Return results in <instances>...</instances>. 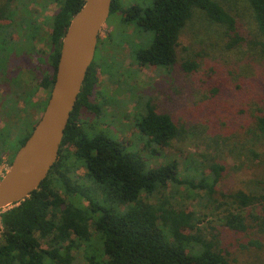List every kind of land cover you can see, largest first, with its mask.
<instances>
[{
    "label": "trees",
    "instance_id": "1",
    "mask_svg": "<svg viewBox=\"0 0 264 264\" xmlns=\"http://www.w3.org/2000/svg\"><path fill=\"white\" fill-rule=\"evenodd\" d=\"M0 1V120H19V126L14 123L19 132L15 142L18 150L36 123L27 121V115L21 117L15 106L21 99L29 101V109L35 105L23 84L22 69L17 67L18 59L27 55L7 38L1 23L2 18L13 19L19 9L11 7L14 0L4 4V0ZM56 1L60 7L52 17L51 53L46 59L37 57L38 62L43 59L45 63L41 64L52 66L53 70L50 74H40V68L35 71L38 86L48 92L55 80L62 38L85 0ZM249 1L264 38V0ZM120 9L119 0H113L111 14ZM196 11L204 12L209 20L237 35L235 18L215 0H152L146 7L137 5L123 10L125 22L136 23L152 34L146 47L135 50L136 61L165 68L176 65L181 32ZM238 41L239 38L234 40ZM235 45L231 43L229 47ZM95 57L98 62L100 56L96 53ZM113 61L101 62L103 72L111 71ZM95 62L87 72L49 175L25 200L0 210V264H233L230 255L218 249L215 237L204 233L200 227L202 218L193 211L176 208L164 190L169 185H187L190 191L197 190L201 205L211 208L213 214L222 211L220 220L225 227L245 231L250 227L247 217L264 227V178L250 181L254 189L218 193L216 186L225 167L217 161L209 163L206 174L191 159L189 168L194 174L182 179L175 159L149 166L147 159L112 136L104 132L90 134L80 123L79 111L99 114L101 110L94 101ZM198 66L195 60L182 63L188 73ZM144 100H140L144 114L139 129L149 138L148 147L155 156L159 147H169L187 131L179 127L172 114L159 112L150 99ZM263 146L264 109L256 115L255 125L222 139V150L244 164L263 162ZM77 163L87 169L86 187L72 179ZM154 195L156 202L149 201ZM75 199L87 200L88 207L83 208ZM249 208L255 212L245 214ZM42 241H46V249ZM82 246L85 263L78 262L73 254Z\"/></svg>",
    "mask_w": 264,
    "mask_h": 264
},
{
    "label": "rangeland",
    "instance_id": "2",
    "mask_svg": "<svg viewBox=\"0 0 264 264\" xmlns=\"http://www.w3.org/2000/svg\"><path fill=\"white\" fill-rule=\"evenodd\" d=\"M215 1L235 18L237 35L209 20L204 12L196 11L181 32L176 65L165 68L140 65L136 61L135 50L146 47L152 34L123 19V10L137 5L146 7L152 0H119L121 9L110 14L99 34L96 53L100 60L95 62L96 57L93 60L97 69L94 101L100 113L80 109L79 118L90 134L104 132L112 136L147 159L149 166L167 159L177 160L182 179L192 178L194 174L189 168L191 159H195L200 171L206 174L211 161L221 163L225 170L216 188L218 193H228L254 189L250 181L264 178V161L244 164L222 150L223 137L237 135L255 125L256 115L262 114L264 109V38L249 0ZM11 3L12 8L16 6L19 10L13 19L2 18L1 23L7 38L16 42L27 55L18 59L17 67L22 69L23 84L35 105L29 109L26 105L29 101L21 99L15 109L21 117L27 115L26 120L35 124L50 96V92L38 86L35 71L40 68V74L52 73L51 66L44 64L45 67L41 62L45 63L43 59L51 53L52 17L60 5L56 0H14ZM236 37L239 38L237 43L234 42ZM231 43L236 45L229 47ZM38 56L43 57L40 63ZM112 59L111 71L103 72L101 62L111 63ZM187 59L195 60L198 69L185 72L182 63ZM142 98L150 99L157 111L172 114L179 127L187 131L169 147H159L155 156L150 153L149 138L139 129L144 114ZM14 123L19 126L15 117L0 120V179L10 168L17 151L15 142L19 132ZM73 171V180L83 187L89 185L83 163H77ZM164 193L171 196L176 208L193 211L202 218L204 222L200 227L204 233L215 237L218 249L228 253L233 264H264V227H258L250 217H247L250 227L236 231L223 225L222 211L213 214L211 208L201 205L197 190L190 191L187 185H169ZM148 199L156 202L157 195ZM75 200L83 208L88 207L87 200ZM254 210L246 209L245 214ZM41 245L47 248L46 241ZM84 248L73 251L81 263L86 262Z\"/></svg>",
    "mask_w": 264,
    "mask_h": 264
},
{
    "label": "water",
    "instance_id": "3",
    "mask_svg": "<svg viewBox=\"0 0 264 264\" xmlns=\"http://www.w3.org/2000/svg\"><path fill=\"white\" fill-rule=\"evenodd\" d=\"M113 0H85L72 18L60 49L49 99L32 133L0 180V210L29 197L55 165L65 130L95 58L102 26Z\"/></svg>",
    "mask_w": 264,
    "mask_h": 264
},
{
    "label": "flooded vegetation",
    "instance_id": "4",
    "mask_svg": "<svg viewBox=\"0 0 264 264\" xmlns=\"http://www.w3.org/2000/svg\"><path fill=\"white\" fill-rule=\"evenodd\" d=\"M96 55V54H95ZM52 70H53V67L51 66Z\"/></svg>",
    "mask_w": 264,
    "mask_h": 264
},
{
    "label": "bare ground",
    "instance_id": "5",
    "mask_svg": "<svg viewBox=\"0 0 264 264\" xmlns=\"http://www.w3.org/2000/svg\"><path fill=\"white\" fill-rule=\"evenodd\" d=\"M100 31H101V30H100ZM96 50H97V49H96ZM1 179H2V178H1ZM1 179H0V180H1Z\"/></svg>",
    "mask_w": 264,
    "mask_h": 264
}]
</instances>
